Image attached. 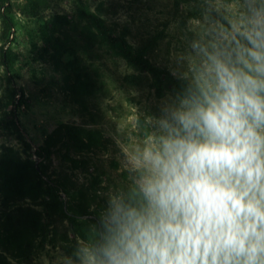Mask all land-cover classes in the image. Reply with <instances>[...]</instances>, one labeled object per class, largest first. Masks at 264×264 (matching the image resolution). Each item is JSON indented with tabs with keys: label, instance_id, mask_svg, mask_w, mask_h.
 I'll use <instances>...</instances> for the list:
<instances>
[{
	"label": "rangeland",
	"instance_id": "374dc122",
	"mask_svg": "<svg viewBox=\"0 0 264 264\" xmlns=\"http://www.w3.org/2000/svg\"><path fill=\"white\" fill-rule=\"evenodd\" d=\"M200 14V0H0V264H58L90 235L94 224L70 225L61 200L99 218L107 194L127 182L122 148L146 139L147 121L179 91L132 65L120 45L173 76L182 30Z\"/></svg>",
	"mask_w": 264,
	"mask_h": 264
},
{
	"label": "clouds",
	"instance_id": "9594fccd",
	"mask_svg": "<svg viewBox=\"0 0 264 264\" xmlns=\"http://www.w3.org/2000/svg\"><path fill=\"white\" fill-rule=\"evenodd\" d=\"M200 5L172 54L180 90L58 264H264V0Z\"/></svg>",
	"mask_w": 264,
	"mask_h": 264
},
{
	"label": "trees",
	"instance_id": "16d2710c",
	"mask_svg": "<svg viewBox=\"0 0 264 264\" xmlns=\"http://www.w3.org/2000/svg\"><path fill=\"white\" fill-rule=\"evenodd\" d=\"M89 15H90L89 17L93 19V21L95 22V25L101 30V33L109 35V32L100 25L99 20H96V18L92 14ZM4 22L8 29L12 27V23L10 19H8L5 15H4ZM108 37L111 44L118 43V40L112 35H109ZM120 52L122 56L125 59L129 60L132 65H134L135 67L141 70L149 72L151 76L154 78L155 82H157L159 85H162L169 89L180 90L182 86V82L177 80L174 76H171L168 73L161 74L160 70H158L156 66L151 64L148 58H146L140 50L134 49L131 46H129L127 43L122 42L120 45ZM32 171L38 177L44 176L37 166H32ZM44 183L49 186L54 197L56 198L61 197V193L63 192V190L59 183L52 181L48 178L44 179ZM60 204L62 208V214L70 225H74L75 223L83 221L85 217L89 221H91L94 225H98V221H99L98 217L93 216L92 214H85V213L73 211V208L70 206V204L66 203L65 200H61Z\"/></svg>",
	"mask_w": 264,
	"mask_h": 264
}]
</instances>
